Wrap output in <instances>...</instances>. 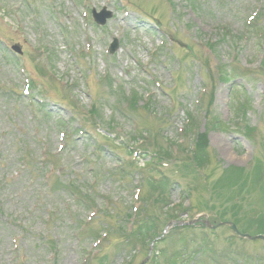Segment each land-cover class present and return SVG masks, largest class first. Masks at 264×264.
<instances>
[{
    "label": "rangeland",
    "instance_id": "rangeland-1",
    "mask_svg": "<svg viewBox=\"0 0 264 264\" xmlns=\"http://www.w3.org/2000/svg\"><path fill=\"white\" fill-rule=\"evenodd\" d=\"M31 2L0 0V264H139L148 252L128 256L135 242L124 225L138 181L167 232L148 264H264L262 240L171 221L264 231V3ZM103 7L105 24L86 16ZM254 14L258 27H248ZM61 131L70 138L57 154ZM126 147L140 150L136 162ZM124 168L130 180L118 177ZM92 209L99 216L82 233ZM145 222L135 229L158 223ZM105 229L95 255L91 235Z\"/></svg>",
    "mask_w": 264,
    "mask_h": 264
},
{
    "label": "water",
    "instance_id": "water-1",
    "mask_svg": "<svg viewBox=\"0 0 264 264\" xmlns=\"http://www.w3.org/2000/svg\"><path fill=\"white\" fill-rule=\"evenodd\" d=\"M228 225H230L233 229H234V231L239 235V236H241V237H243V238H248V239H251V240H255V239H262L263 237H250V236H247V235H242V234H240L238 231H237V229H236V227L234 226V225H232V224H228Z\"/></svg>",
    "mask_w": 264,
    "mask_h": 264
}]
</instances>
